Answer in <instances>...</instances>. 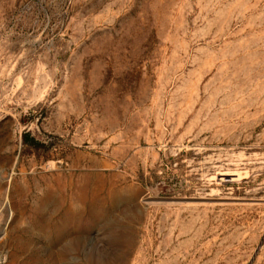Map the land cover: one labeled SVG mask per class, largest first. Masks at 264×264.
Here are the masks:
<instances>
[{"label":"rangeland","instance_id":"374dc122","mask_svg":"<svg viewBox=\"0 0 264 264\" xmlns=\"http://www.w3.org/2000/svg\"><path fill=\"white\" fill-rule=\"evenodd\" d=\"M0 264H264V0H0Z\"/></svg>","mask_w":264,"mask_h":264}]
</instances>
